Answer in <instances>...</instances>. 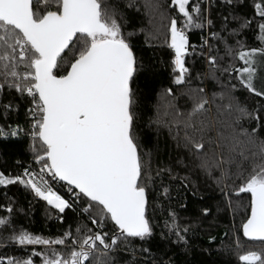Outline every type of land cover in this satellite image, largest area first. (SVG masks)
<instances>
[{
  "label": "snow or ice",
  "instance_id": "1",
  "mask_svg": "<svg viewBox=\"0 0 264 264\" xmlns=\"http://www.w3.org/2000/svg\"><path fill=\"white\" fill-rule=\"evenodd\" d=\"M206 3L0 0V139L29 138L35 165L12 175L0 171V186H23L62 223L66 210L83 221L44 238L0 218L8 242L45 246L23 258L0 257V264H35L34 257L41 264H172L144 245L155 238L162 216L160 239L190 250V222L182 223L170 202L177 184L196 197L201 177L233 211L239 205L232 198L248 194L239 231L264 242V0H252L251 18L238 14L246 0H222L228 14L219 30ZM168 9L176 15H166ZM128 10L146 11L150 24L155 16L167 20L170 85L161 94L165 105L144 127L157 134L167 129L180 154L155 171L152 152L144 150L136 82L156 66L138 54L135 39L144 35L145 46L153 47L159 29L134 28ZM254 24L262 46L246 48L239 37ZM194 29L208 32L198 45L190 41ZM233 57L241 67L231 64ZM232 80L262 102L242 104ZM21 108L26 127L7 124ZM5 208L9 217L15 211ZM209 212L204 208L202 215ZM238 259L264 264V251Z\"/></svg>",
  "mask_w": 264,
  "mask_h": 264
},
{
  "label": "trees",
  "instance_id": "2",
  "mask_svg": "<svg viewBox=\"0 0 264 264\" xmlns=\"http://www.w3.org/2000/svg\"><path fill=\"white\" fill-rule=\"evenodd\" d=\"M161 3L167 4L168 0H161ZM246 3L247 6L239 9L238 14L251 18L253 15L252 0H246ZM205 7L209 18L214 21L215 28L213 30H219L221 17L228 14V9L223 6L222 0H207ZM127 14L130 16L132 26L136 29L141 27L146 31L159 29V39L153 41V47L145 46L144 35H140L135 39L138 54L143 56L146 63L156 66L153 73L141 76L136 82L140 90L138 110L143 118L140 123L144 137V150L145 152H152V169L155 171L157 167H163L170 161H174L180 154V150L176 148L175 141L169 136L167 129H162L157 134L155 129L149 130L144 127L149 117H155L156 109L158 107L162 109L165 105L161 94L170 85L171 69L168 67V63L170 62L171 50L165 44L167 20L161 22L160 17L155 16L151 18L152 23L150 24V17L144 10L139 13L128 10ZM166 15L174 16L176 13L168 9ZM128 30L131 31L132 28ZM207 35L206 30L194 29L190 32V41L192 44L198 45L201 38ZM258 35L259 30L254 24L251 28L246 29L239 39L245 42L246 48L260 47L262 45ZM220 54L224 55L223 52ZM189 63H191V59ZM231 64L237 68L242 66V62L235 57L231 58ZM196 67L202 69L203 61L197 63ZM231 82L237 84L235 95L242 104L251 106L262 102L260 98H256L240 88L238 81L232 80ZM185 103L183 99L180 100L182 106ZM25 111L26 109L21 108L18 113H13L8 118L7 124L12 125V127L17 124L26 127ZM3 124H5V121L0 119V125ZM29 143L30 140L27 137L0 139V171L12 175L22 172L29 165H34L33 154L28 150ZM18 161L19 165L17 164ZM165 183H168L166 177ZM183 196H186V200L179 198ZM172 197L170 207L178 211L182 223L190 222L192 229L189 233L190 250L185 252L180 246H168L160 239L164 218L158 216L159 226L156 229V236L150 244L144 245L145 247L150 246L155 256L165 259L171 257L172 264H242L238 259L239 254L246 251H264V248L258 249L264 247V242L250 241L243 236L242 231H239L246 215L245 208L248 204V194H241L240 198H232L233 205H239L233 211V209L226 207L225 198L221 196L212 181L208 180L205 183L204 178L201 177L200 192L196 197L187 193L186 190L180 189L178 184L173 185ZM183 203H187L186 209L180 207ZM5 206H11L15 209L10 217ZM168 206V202H165V207ZM204 208L210 210L207 217L202 215ZM3 217L11 219L18 230L23 229L44 238L58 237L69 226L75 228L77 224L83 223L72 210H66L63 214L64 220L62 223L57 219L55 210H52L45 201L36 198L33 193L21 185L0 186V218ZM9 235V231L0 230V240H2L0 242V257L23 258L32 251L43 252L45 250V246L42 245H29L25 248L12 244L4 239ZM237 239L240 248L236 246ZM140 243L142 242H137V247L140 246ZM249 245H253L255 248H247ZM165 252L168 256H165ZM33 259L35 264H41L39 257Z\"/></svg>",
  "mask_w": 264,
  "mask_h": 264
},
{
  "label": "rangeland",
  "instance_id": "3",
  "mask_svg": "<svg viewBox=\"0 0 264 264\" xmlns=\"http://www.w3.org/2000/svg\"><path fill=\"white\" fill-rule=\"evenodd\" d=\"M247 248H249V249H253V248H255V246H253V245H249ZM264 247H261V248H258V249H263ZM256 250V249H255Z\"/></svg>",
  "mask_w": 264,
  "mask_h": 264
},
{
  "label": "built area",
  "instance_id": "4",
  "mask_svg": "<svg viewBox=\"0 0 264 264\" xmlns=\"http://www.w3.org/2000/svg\"><path fill=\"white\" fill-rule=\"evenodd\" d=\"M33 167H35V165H32Z\"/></svg>",
  "mask_w": 264,
  "mask_h": 264
}]
</instances>
